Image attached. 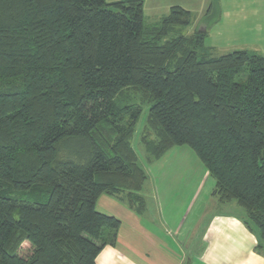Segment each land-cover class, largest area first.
Segmentation results:
<instances>
[{"label": "trees", "instance_id": "1", "mask_svg": "<svg viewBox=\"0 0 264 264\" xmlns=\"http://www.w3.org/2000/svg\"><path fill=\"white\" fill-rule=\"evenodd\" d=\"M190 22L172 6L145 25L143 0H0V264H96L114 244L120 220L95 204L127 191L143 208L138 102L149 162L190 147L264 244V56L160 42Z\"/></svg>", "mask_w": 264, "mask_h": 264}, {"label": "crops", "instance_id": "2", "mask_svg": "<svg viewBox=\"0 0 264 264\" xmlns=\"http://www.w3.org/2000/svg\"><path fill=\"white\" fill-rule=\"evenodd\" d=\"M224 2L240 11L235 22H243L244 29L256 28L258 37L264 38V0ZM191 156L186 149L173 147L155 160L146 158L147 177L140 191L147 201L145 210L130 205L128 193L98 197L96 210L118 217L120 227L114 244L103 247L96 264H185L188 259L189 264H264V244L258 247V231L247 223L244 209L235 201L221 203L213 194L214 179H207L208 188L196 170L177 172L181 163L196 165ZM195 167L204 172L200 165ZM106 205L113 212L104 210Z\"/></svg>", "mask_w": 264, "mask_h": 264}, {"label": "rangeland", "instance_id": "3", "mask_svg": "<svg viewBox=\"0 0 264 264\" xmlns=\"http://www.w3.org/2000/svg\"><path fill=\"white\" fill-rule=\"evenodd\" d=\"M118 0H105L107 4H111ZM211 3H214L213 8L208 13V9ZM172 5H180L183 8H186L191 13V22L186 27H176L173 28L166 37H164L160 42L164 43L166 40H169L175 36L183 35L189 36L194 34L195 32L204 33V45L203 50L200 52L199 56L205 57H217L226 53H230L235 50H245L251 54H257L264 56V38L258 37L256 28H243V22L236 21V15L240 13L237 10L233 9L229 4L227 5L224 0H144V23L145 25H151L159 21L161 16L168 12V9ZM231 11H236L231 13ZM218 21L216 24L215 22ZM245 71V70H244ZM245 73H241L237 79H244ZM133 94V93H131ZM137 102V101H134ZM128 103V101H127ZM141 106V114L138 118L135 131L133 137L131 139L132 147L136 152L138 157V161L140 166L145 170L148 169V165L146 163V151L141 142L142 137L147 139H153L154 135L149 134L146 131V118L147 113L150 107L149 102H138ZM177 149H186L191 153V157H193L197 163L196 165L193 163H185V166L177 165V172L180 174H187L196 170V174H201L200 178L204 181V185L208 187L207 179L213 181V178L208 174L206 167L202 162L198 160V157L194 153V151L186 146H175ZM184 160H189V158H181ZM201 167V170L204 172L197 170L195 166ZM190 168L187 170V168ZM168 168V167H167ZM207 173L209 178L205 179V174ZM204 174V175H202ZM207 183V184H206ZM212 183V182H211ZM213 186V184H212ZM209 188V187H208ZM145 188H143V193ZM121 193H127V191H122ZM137 193V192H132ZM120 194V195H125ZM143 199L144 196L142 192L137 193ZM135 195V194H134ZM106 197V196H105ZM104 199V198H103ZM147 201L143 203V208H147ZM98 208H103L98 205ZM104 210L108 212H113L112 207H108L106 205ZM145 210V209H144ZM98 211V209H97ZM144 212V211H143ZM109 215V214H108ZM122 216V215H120ZM118 218V217H117ZM122 218H125L122 216ZM119 219V218H118ZM120 220V219H119ZM125 227H128L126 223Z\"/></svg>", "mask_w": 264, "mask_h": 264}, {"label": "water", "instance_id": "4", "mask_svg": "<svg viewBox=\"0 0 264 264\" xmlns=\"http://www.w3.org/2000/svg\"><path fill=\"white\" fill-rule=\"evenodd\" d=\"M190 260L188 259L185 264H189Z\"/></svg>", "mask_w": 264, "mask_h": 264}]
</instances>
